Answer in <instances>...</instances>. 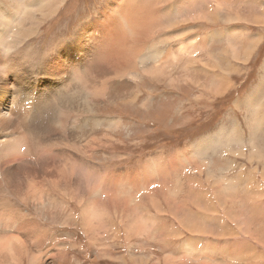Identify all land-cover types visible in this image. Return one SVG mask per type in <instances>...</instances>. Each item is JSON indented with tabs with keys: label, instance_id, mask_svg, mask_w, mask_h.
Wrapping results in <instances>:
<instances>
[{
	"label": "rangeland",
	"instance_id": "rangeland-1",
	"mask_svg": "<svg viewBox=\"0 0 264 264\" xmlns=\"http://www.w3.org/2000/svg\"><path fill=\"white\" fill-rule=\"evenodd\" d=\"M142 1L145 13L130 0H53L43 11H26L6 40L27 65L44 59L57 66L65 62L59 49L78 44V36L88 78L91 68L118 75L89 82L98 94L84 95L90 114L79 98L80 140L71 135L62 153L48 149L53 155L32 172L9 164L16 176L2 183L20 193L12 209L32 221L7 233L21 242L13 245L15 264H264V137L252 133L256 119L264 120L254 108L261 93L246 101L264 77V0ZM235 28L243 35L229 41L226 32ZM111 88L122 92L104 98ZM51 103L55 116L59 106ZM238 132L258 142L262 155L250 152L246 160L228 148ZM56 182L66 187L48 191ZM33 193L35 200L20 198ZM10 258L0 245V264Z\"/></svg>",
	"mask_w": 264,
	"mask_h": 264
},
{
	"label": "bare ground",
	"instance_id": "bare-ground-1",
	"mask_svg": "<svg viewBox=\"0 0 264 264\" xmlns=\"http://www.w3.org/2000/svg\"><path fill=\"white\" fill-rule=\"evenodd\" d=\"M130 1L132 3L134 2L135 8L136 6H139L142 9V12L145 13V9L148 3L146 4L144 3L143 5L140 3V5H138L137 0H130ZM52 2L53 0H50V1L49 0H37L35 3H32L30 0L29 1L5 0V3L0 2V163H2V161L3 162L6 161L5 166L3 164H1L2 166L0 165V245L5 250L6 256H11V258L7 260L4 264H15L14 263L15 260H17V255L15 254L16 252L14 253V246H13L17 240L12 238L11 236H8L9 232L16 230V227L21 225L20 224L21 221H22V224L25 223L26 225L32 222L30 219V216L28 215L20 216L18 211L12 209L13 204L11 202V199L14 195L16 197H19L20 193L19 194L12 193V191L9 190V188L7 189L8 186L3 185L2 183V180H8V178L16 176L15 172L17 170H15L14 172L13 171L14 169L12 170L9 164L10 163L12 165L13 163L16 164L18 169L19 167L22 168V171L23 169H26L24 168L25 166L24 167L22 166L27 164L28 168L32 169L31 170L32 172L33 169L36 168V166H39L40 164L44 165L46 159L53 155L48 152V149H50L51 150L50 152H52V148L54 147L56 150H58L56 151L57 154L62 153V150L64 149V146H62V144L64 143L66 139L68 140L71 135L73 137V140H80L82 134H80L79 132H80V129L83 128V127L81 128V125H83L82 123L84 119H82L83 117L80 116L83 114L80 113L82 107L78 104L79 98L83 99V107L89 113L92 104L90 101L91 98H89L88 96L87 98L85 97L86 94L92 93L94 97H98L97 93L91 92V89L89 86V82L92 81V78H94L97 74L104 76V79L107 78L106 80H109L113 77L118 76V75L114 76L112 75V73L109 74V71L106 72L105 70L106 67L105 68L102 67L101 68L102 73L93 72L95 68L93 70H91L92 68L88 70V72L92 71L91 72L92 77L89 76L88 78V76H86L85 74L87 73V71H86V66L83 62V59L86 55V49L79 48V46H82V45L80 43L81 39L78 36L74 38L73 40V42H79L78 44L70 43L67 46V49H59L62 55L61 59H64L65 62L64 64H61L60 62L61 60H58L56 63L57 66H54V65L49 66L47 64V61L44 59H41L39 64L34 63L32 65H27L26 64L27 61H25V58H27V56L24 55L25 56L24 58V56L21 55L20 53L21 50L8 48L9 46L7 45L6 40L8 36L12 35V32L14 31V27L16 25L15 22L17 23V21H19L22 18L24 22V20L26 19L24 18L26 11L29 10V13L30 12L33 13L35 11H43V8H45V6L48 4H52ZM55 10L56 9H51L50 12H53ZM124 11H126V8ZM136 13L137 12L134 10L132 12V16H136ZM34 15H32V17L30 15V19H32L33 23L35 19ZM26 16H27V21H29L28 14ZM122 18H123L124 25H126L130 17L126 18L123 16ZM4 19L6 20L5 23H3ZM23 22H22V26H23ZM139 27L142 28L141 25ZM86 29H84V27L82 28V31H85V34L87 33ZM106 30H107V35H106L107 42L109 41L111 44H114L112 43L113 40L119 41L117 39L118 37L117 38L113 37L114 34H112V31L110 30V26L107 25ZM130 33H134V31L131 30ZM14 44H15V41H14ZM103 44H106V43H103ZM109 45L108 47L110 48ZM252 47L253 46H250L247 49H252ZM137 48L138 47H135L134 49L137 50ZM153 48H156V47H153ZM24 52L22 53L24 54ZM151 52H152L151 54L153 57H157V58L161 57L158 55H161L162 52H159L157 49H151ZM157 58H156V61H158ZM129 65L130 64L128 62V65H125L123 69L126 71ZM134 66L135 65H132L130 68H134ZM157 71L158 69L155 71L154 75L158 73ZM157 76L161 77L162 72L160 73V75H157ZM96 77H99V76H96ZM96 82H97V78L94 79L93 83H96ZM82 84H83V87H81ZM69 86H71V88L74 91H77L75 95L71 93L70 89H68ZM94 88L95 86L92 87V90ZM66 89L68 90V92L66 91ZM121 92H122V89L113 88L110 91L109 95H105L104 98L106 97L107 99L111 97L112 98L118 97L119 93ZM59 94H61L60 96H64L65 99H67L66 104L63 102L62 97L57 98ZM51 100L53 101L54 104L59 106L58 112L57 114L55 113L56 114L55 116H52V114L50 115L51 104H52ZM255 116L257 117V115ZM255 122H256L255 126L251 125L252 127H254L252 129V133L254 137L259 140L261 137H264V135L257 130L261 123L258 121V119H256ZM93 124H94V127L99 126V125L101 126V120L96 121V119H93ZM75 142H78V141H75ZM74 144H75L74 149L77 150L76 153L79 154L78 150H80V148L77 147L76 143ZM201 153L202 152H200V154ZM259 155H262V151L261 153H259ZM61 161L62 160H60V162ZM48 164L49 163H47V165ZM43 169L45 171L43 175L44 176L49 175L45 166H43ZM65 169L66 168L63 167V168H59L58 170H62V172L64 173ZM12 179L10 181H12ZM31 183H32V180L28 179L26 186L28 185L31 186ZM68 185H70L71 187L73 186L72 184H68ZM46 187L48 191H51V189L54 188L53 191L56 192V191H62L66 187V184L65 186L63 183H60L58 185L56 182L54 184L50 183ZM17 188H20V187H17ZM29 188L30 187H28V189ZM99 192L100 190H93L92 192L93 194L91 193V195L92 196L95 194L97 195ZM30 195H26L27 197L21 196L20 198L23 200H26V202L30 200H35L37 198L35 197L36 193L30 194ZM20 229L19 230L17 229V230L20 231ZM26 237H27L26 238L27 242L29 243L34 242L33 241L35 238L34 234H28L26 235ZM17 242L21 243L19 241ZM26 253L31 256L33 254L30 251Z\"/></svg>",
	"mask_w": 264,
	"mask_h": 264
},
{
	"label": "crops",
	"instance_id": "crops-1",
	"mask_svg": "<svg viewBox=\"0 0 264 264\" xmlns=\"http://www.w3.org/2000/svg\"><path fill=\"white\" fill-rule=\"evenodd\" d=\"M144 2L145 1H142L141 4L143 5ZM253 22L255 23L257 21H253ZM237 28L231 29V30H229V31L226 32V34H227L226 36H227V38H228L229 41H231V40L232 41H235L234 40L235 38L232 39V36H234V35H237V38H241L242 37L241 35H243V34H240V32L238 31ZM255 38L256 37H254V39ZM263 39H264V36H262L259 41H263ZM257 93H261V96L262 97L260 98L261 100H260V103H259L258 107H254V108H255V110H257L259 112H264V108H263V104H262V101L264 102V98H263L264 97V77H263V81L254 89V91L251 93V96H249V98L246 101L248 102L249 99L252 96H254L255 94H257ZM251 110H254V109H251ZM251 118H254L255 119L257 117L255 115H251ZM258 119L262 120V122H261V124H260L259 127H260V130L264 132V128L262 127L264 125V120L262 118H260V117ZM249 134H250V138H251V130L249 131ZM237 135L239 136L240 140L236 141L235 143H231L232 145H228V148H234V147H236L238 150H240V151L243 152V154L242 155H239V156H242L246 160L248 159V154L250 152H252L253 157L255 159H257L258 158V155H259V152L262 151L261 148H260L259 143L252 141V139L247 138L245 135L241 134L240 132H238ZM261 140H262V137L259 140H257V141H261ZM225 148L226 147H223L222 149H225ZM263 150H264V147H263ZM255 151H256V153H255ZM256 155H257V157H256ZM244 164H249V162L246 161Z\"/></svg>",
	"mask_w": 264,
	"mask_h": 264
}]
</instances>
